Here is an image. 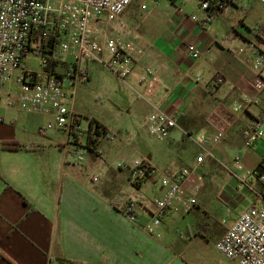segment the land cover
Returning <instances> with one entry per match:
<instances>
[{
    "label": "crops",
    "instance_id": "1",
    "mask_svg": "<svg viewBox=\"0 0 264 264\" xmlns=\"http://www.w3.org/2000/svg\"><path fill=\"white\" fill-rule=\"evenodd\" d=\"M149 1L153 7L148 15L152 17L145 33L138 24L130 23L136 13L132 3L110 31L122 40L143 39L142 53L124 86L139 99L146 131V119L155 110L175 113L176 127L167 138L188 144L185 159L167 147L142 154L141 160L157 173V195H162L159 175L172 177L195 165L200 152L193 139L201 134L211 137L221 128L227 129L226 137L213 146L211 157L198 166V173L213 170V163L226 160L230 152L238 154L245 169H254L264 158V138L246 148L243 132L259 121L264 133V67L258 73L252 69L258 53L249 48L257 40L254 30L264 26V17L254 14L251 7L242 12V18L235 17L228 9L235 6V0H225V14L204 24V14L198 11L200 0ZM192 14L198 15V23L190 20ZM189 43L204 52L199 60L189 57ZM258 48L264 52L263 46ZM144 69L152 71L154 82ZM216 78L221 79L220 84L215 83ZM3 90L0 88V100ZM0 119V143L15 142L27 148L0 149V253L12 264H190L185 255L193 243L212 240L214 247L222 227L244 212L221 226L208 203H203L199 189L197 205L190 212L175 208L158 227L159 237L149 235L144 226L152 211L147 197L151 190L140 191L149 179L138 189H121L123 183L128 184L127 175L118 163L114 168L102 159L100 147L96 153L86 151L87 158L82 159L80 144L69 141L63 132L38 133L51 122L49 115L4 103ZM60 135L66 136L64 142ZM86 168L93 172L90 179L85 177ZM95 176L98 185L92 182ZM227 179L225 184L237 181L232 173ZM244 189L255 199V192L261 191L258 185L254 190ZM233 193L239 196L238 191ZM217 197L224 203L220 194ZM128 200L138 201L135 222L124 214ZM0 264L9 263L0 259Z\"/></svg>",
    "mask_w": 264,
    "mask_h": 264
},
{
    "label": "built area",
    "instance_id": "2",
    "mask_svg": "<svg viewBox=\"0 0 264 264\" xmlns=\"http://www.w3.org/2000/svg\"><path fill=\"white\" fill-rule=\"evenodd\" d=\"M258 1L264 7V0ZM131 3L132 0H0V88L16 84V102L21 110L52 117L51 122L39 129V134L60 131L72 143L84 145L87 128L81 127L80 115L69 108L66 91H74L88 78L89 64L104 67L120 80L129 76L137 56L142 53L143 39L139 36L119 39L111 34L110 24ZM227 6L225 0H200L198 11L204 14L206 24L224 12ZM190 20L198 23L200 19L197 14H192ZM254 31L257 39L260 37L263 41L256 40L255 44L249 45L258 53L252 65L258 73L264 67V52L258 48L264 47V26ZM187 51L194 61L204 54L192 43L187 44ZM31 57L36 58L37 70L28 67ZM143 73L152 82L156 80L151 70L144 69ZM215 83L220 84L221 79L216 78ZM6 95L9 97L8 92ZM6 104L11 106L13 102L7 100ZM237 111L234 108V112ZM176 121L175 113L155 110L146 119L147 131L163 140L176 127ZM226 134L227 129L221 128L211 137L196 136L193 142L200 154L195 165L182 168L172 177L158 176L162 195L151 200L150 219L144 226L147 234L159 237L157 229L169 212L178 207L187 214L197 205L196 194L202 182L198 166L211 157L213 146L219 144ZM263 138L264 133L257 121L244 130L243 146L250 148ZM233 162L237 165L236 172H240V175L233 173L240 185L250 190L258 185L261 191L255 192V202L225 227L214 249L236 264H264V158L252 170L240 165L238 156ZM118 168L127 171V183L131 188L142 185L155 172L141 159L118 164ZM97 179L98 176L93 177L92 182ZM137 202H124V214L132 222L136 221Z\"/></svg>",
    "mask_w": 264,
    "mask_h": 264
},
{
    "label": "rangeland",
    "instance_id": "3",
    "mask_svg": "<svg viewBox=\"0 0 264 264\" xmlns=\"http://www.w3.org/2000/svg\"><path fill=\"white\" fill-rule=\"evenodd\" d=\"M153 1L157 2L156 0ZM234 5H229L228 9L233 12L235 17L242 18L244 15L242 12H244V8L247 10V7H251L253 13L258 15V17H264V7L257 0H235ZM152 7L153 4L149 0H132L131 9L135 10L136 13L135 19L133 21L130 19V23L133 25L138 24L139 29L143 33L146 32L151 20L152 15H148V11H151ZM224 14L225 11L220 16ZM113 24L114 22L110 26ZM35 59V57L30 58L28 67L37 70L38 64ZM88 77L89 79L80 82L74 91H66V95L69 97L67 104L70 109L80 115L84 130H86L91 119L108 130V138L101 140L99 149L103 153L102 159L107 161L110 166L116 168L117 163L130 164L135 159H141L142 154L148 155L150 152H156L157 149L162 147H167L169 151L179 154L183 159L188 156V150H186L188 149V144H185L183 140L181 143L179 142V146L178 142H173L168 138L158 140L146 131L143 126V118L139 114L140 108L137 101L139 99L131 89L124 86V80H120L110 71L95 63L89 64ZM3 92L5 94L8 92L9 97L3 93L4 96H1L0 106L4 103L7 106V100H10L15 105L17 104L18 88L16 84L5 86ZM262 107L264 108V103ZM64 136L60 135L62 142L65 141L66 136ZM80 146L83 149V145ZM194 152L197 153V150L193 148ZM236 155H238L236 152H230L226 160L218 161L219 165L213 163V170L199 174L202 178L200 191L204 194L203 203H208L207 208L221 226L223 225L222 221L225 222V225L229 224L239 213L247 210L255 200L254 194L251 191H245L238 181L225 184L226 180H228L227 174L240 175V172H236L235 164L232 162ZM156 156H159V153H156ZM81 157L82 159L87 158V153L84 149ZM123 171L127 175V171ZM84 174L86 178L90 179L93 172L86 168ZM156 178L157 173L154 172L142 186V190H140L144 192L145 189L150 188L151 193L147 195L150 200L158 197L157 185H154ZM95 184L98 185L99 181ZM122 185L121 189H124V186H126L125 188L129 186L126 183ZM240 189H244V191H239ZM112 190L115 195L118 193L114 188ZM237 191L239 196L233 193H237ZM217 194H220L224 203L219 201ZM204 221L207 223L209 221L210 224L212 222L207 219ZM222 228L220 230L222 232L221 235L225 230L224 226ZM182 233L186 234V232ZM185 259L190 264H236L234 261L219 254L214 249L212 240L208 242L197 240L189 248Z\"/></svg>",
    "mask_w": 264,
    "mask_h": 264
},
{
    "label": "trees",
    "instance_id": "4",
    "mask_svg": "<svg viewBox=\"0 0 264 264\" xmlns=\"http://www.w3.org/2000/svg\"><path fill=\"white\" fill-rule=\"evenodd\" d=\"M169 1L174 2L175 0H169ZM257 40L259 43L263 42L260 37ZM108 134L109 132L105 127H103L101 124L91 119L88 122L86 136L84 137L86 139V142L83 145V149L87 151L88 153H96V151L98 150L100 146L101 140L104 139ZM0 149L5 150V151H16V150H22V149L25 150L27 148L15 142H2L0 143ZM150 170L152 169H149V171ZM140 186L141 185L136 186L134 189H138L140 188ZM0 259H5L9 264H12L8 259L4 258L1 253H0Z\"/></svg>",
    "mask_w": 264,
    "mask_h": 264
}]
</instances>
